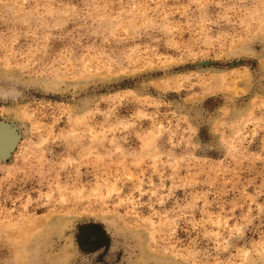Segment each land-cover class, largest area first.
<instances>
[{
    "label": "rangeland",
    "instance_id": "374dc122",
    "mask_svg": "<svg viewBox=\"0 0 264 264\" xmlns=\"http://www.w3.org/2000/svg\"><path fill=\"white\" fill-rule=\"evenodd\" d=\"M0 264H264V0H0Z\"/></svg>",
    "mask_w": 264,
    "mask_h": 264
}]
</instances>
